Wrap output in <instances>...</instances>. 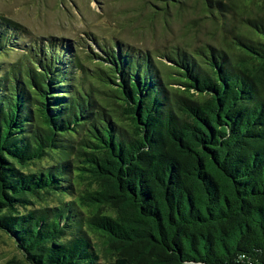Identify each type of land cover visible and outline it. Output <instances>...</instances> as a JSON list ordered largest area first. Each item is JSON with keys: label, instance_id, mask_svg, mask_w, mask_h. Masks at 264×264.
I'll use <instances>...</instances> for the list:
<instances>
[{"label": "trees", "instance_id": "obj_1", "mask_svg": "<svg viewBox=\"0 0 264 264\" xmlns=\"http://www.w3.org/2000/svg\"><path fill=\"white\" fill-rule=\"evenodd\" d=\"M152 1L166 25L200 8L188 44L0 14L7 264H264V0Z\"/></svg>", "mask_w": 264, "mask_h": 264}, {"label": "rangeland", "instance_id": "obj_2", "mask_svg": "<svg viewBox=\"0 0 264 264\" xmlns=\"http://www.w3.org/2000/svg\"><path fill=\"white\" fill-rule=\"evenodd\" d=\"M154 5L152 0H0V14L26 26L37 37H56L83 45L94 46L87 39L89 35L109 41L118 38L155 51L187 43L184 35L193 34L186 28L194 27L195 13L197 18L202 15L199 6L192 13L196 17L191 13L182 20L173 17L166 25L162 19L153 20L157 12ZM197 23L203 25L204 19ZM206 32V28L202 29L199 37L205 38ZM12 260L23 261V254L13 240L0 232V264Z\"/></svg>", "mask_w": 264, "mask_h": 264}]
</instances>
